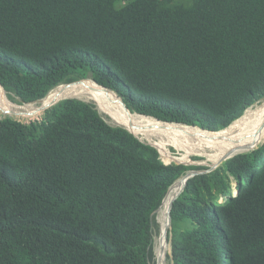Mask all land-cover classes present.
<instances>
[{
  "label": "trees",
  "instance_id": "16d2710c",
  "mask_svg": "<svg viewBox=\"0 0 264 264\" xmlns=\"http://www.w3.org/2000/svg\"><path fill=\"white\" fill-rule=\"evenodd\" d=\"M83 79L132 113L223 131L264 100V0H0L13 102ZM206 169L165 164L76 98L30 122L3 117L0 264H152L157 209ZM167 236L172 264H264V143L191 178Z\"/></svg>",
  "mask_w": 264,
  "mask_h": 264
},
{
  "label": "bare ground",
  "instance_id": "6f19581e",
  "mask_svg": "<svg viewBox=\"0 0 264 264\" xmlns=\"http://www.w3.org/2000/svg\"><path fill=\"white\" fill-rule=\"evenodd\" d=\"M88 84L95 85L93 82L89 81L85 83V85L71 86L69 88L61 87L56 89L47 97L43 104L74 97L82 100H90L98 107L100 112L111 116V119L113 118L112 121L115 125L124 126L127 129L133 131V133L139 137H148L149 139V135H151L153 138L159 140L156 143V146L163 155L165 162L172 161V156L166 153V147L174 146L185 152L186 156L191 155V152H196V154H202L211 158V155H206V152H216L214 158L212 157V160L209 159L212 165H216L227 155L247 148V146L251 147L259 144L264 137V135H261V133L257 134L258 129L261 127L260 125L264 123V102L260 107L258 106L255 109L247 111L244 117L231 124L228 129L222 131L221 133H209L192 128H172L158 122L156 119L140 115L131 116L123 108L120 102H117L118 105H116L114 100L117 99V97L115 94H107L105 90L98 86L96 88L91 86L94 88L91 90L89 89ZM2 90L3 88L0 86V113H2V111L5 112L8 110L13 116H16L15 113H17L18 116L22 115L25 117V119H31L34 117V115L29 116L27 112H31L36 108L35 106L30 105L18 107L17 105L11 103L6 95L3 96ZM131 121L134 122L138 129H131ZM224 136L229 137L224 141ZM158 143H161V146H159L161 148L158 147ZM161 149H164V151ZM174 161H179V158L174 157ZM183 184L184 179H181L172 187L168 196L164 200L162 208H160V211L158 212L157 220L161 229L163 228V232L165 231L168 223V208H170L172 199L182 190ZM155 246L156 248H154L155 253L152 264H166L167 245L162 239V236L160 238H155Z\"/></svg>",
  "mask_w": 264,
  "mask_h": 264
},
{
  "label": "rangeland",
  "instance_id": "374dc122",
  "mask_svg": "<svg viewBox=\"0 0 264 264\" xmlns=\"http://www.w3.org/2000/svg\"><path fill=\"white\" fill-rule=\"evenodd\" d=\"M6 96H7V98H9L8 97V94L6 93ZM74 98H76V97H74ZM77 99H79V98H77ZM9 100V99H8ZM80 100H82V99H80ZM11 103H13L14 105H17L18 107H20V105H18L17 103H15V102H12L11 100H9ZM83 101H86V102H89V103H92V104H94L92 101H90V100H83ZM263 102H264V100H261V101H259L258 103H256L252 108H250L249 110H252V109H255V108H257L258 106L260 107L262 104H263ZM95 105V104H94ZM23 107V106H22ZM98 108V107H97ZM13 110H17V109H13ZM99 110V109H98ZM100 111V110H99ZM247 112V111H246ZM101 114H102V116H103V118L109 123V124H111L112 126H116L114 123H113V121H112V119H111V116H109L108 114H105V113H103V112H100ZM246 114H244V116H245ZM2 116V114L0 113V117ZM243 116V117H244ZM41 116H39V117H37L38 119L40 118ZM34 118V117H33ZM27 121H29V120H27ZM140 124V123H139ZM136 135V134H135ZM226 135H228V134H226ZM150 137H149V139H148V137H139L138 135H136V137L139 139V140H142L144 143H146V144H153V145H156V143L159 141V140H157L156 138H153L151 135H149ZM229 136H224L223 137V140L225 141L227 138H228ZM145 139V140H144ZM260 141H261V139H260ZM259 141V142H260ZM252 143V142H251ZM264 143V137L262 138V141L259 143V144H257V147L258 146H260L261 144H263ZM159 146H161V143H158V147ZM159 148H161V147H159ZM161 150H163L164 151V149H161ZM160 151V150H159ZM166 153L167 154H169V155H171L172 156V161H174V157H176V158H179V161H180V163H184V164H187L188 162L189 163H192L193 165H203V166H205V167H207V168H210V166L212 165V163L210 162V160H212L213 158H214V155L216 154V152H212V151H207L206 152V155H211V158L209 157V156H205V155H202V154H191V155H185L186 153L185 152H183L182 150H180V149H178V148H176V147H174V146H167L166 147ZM175 155V156H174ZM167 156V155H166ZM161 158H162V160H165L164 159V157H163V155L161 154ZM195 158H197V159H199V160H195ZM210 159V160H209ZM166 163H169L168 161H166ZM236 185H237V183L236 182H234L233 183V187L234 188H236ZM158 221V220H157ZM162 230H163V228L161 229V231H160V233H159V235L157 234V233H154V241H155V238H160L161 237V233H162ZM162 239H163V237H162ZM157 240V239H156ZM166 245H167V252H166V264H172V262H170V260L168 259V256H170V255H172V246H171V241L169 242V240H167V243H166ZM155 248H156V246H155ZM155 250V249H154Z\"/></svg>",
  "mask_w": 264,
  "mask_h": 264
},
{
  "label": "water",
  "instance_id": "95a60500",
  "mask_svg": "<svg viewBox=\"0 0 264 264\" xmlns=\"http://www.w3.org/2000/svg\"><path fill=\"white\" fill-rule=\"evenodd\" d=\"M85 83H87V82H85V81H78V82H74V83H71V84H67L65 87L69 88V87H71V86L85 85ZM88 87H89V89H91V90L94 89V88L91 87V85H89V84H88ZM99 87H100V86H99ZM100 88H102L103 90H105V91L107 92V94H111V93H113L112 91H110V90H108V89H106V88H104V87H100ZM113 94H114V93H113ZM116 97H117V99H115L114 101H115L116 103H117V102H118V103L120 102L121 105L123 106V108L127 111V113H129L131 116L136 115V114H131V112H130L128 106L126 105V103H125L121 98H119L117 95H116ZM56 103H57V101H56V102L53 101V102H51V103L44 104L43 106H41V107L38 108L37 110H34V111H32V112H29L28 115H42L47 109H49L50 107L54 106ZM3 112H4V111H3ZM4 113H5V114H9V111H5ZM15 115H18V114L15 113ZM130 126H131V129H133V130L138 129L137 126L134 124L133 121L130 122ZM139 126H140V125H139ZM260 126H261V127L258 129L257 134L261 133V134L264 135V123L261 124ZM180 127H185V128H187L186 126H180ZM125 129H127V128H125ZM127 130H128L130 133L134 134L133 131H131V130H129V129H127ZM136 131H141V130H136ZM262 132H263V133H262ZM257 134H256V135H257ZM134 135H135V134H134ZM256 147H257V144H256L255 146L247 147V148H244V149H242V150H243V151H246V152H249V151L255 149ZM235 153H236V152H235ZM235 153L230 154V155H227V156L224 157V158H223L218 164L213 165V166L210 168V170H208V171H203V172L192 171V172L188 173V174L184 177V182H185V183H184V185H183V187H182L181 192H180L175 198L172 199L171 204H170V208H168V210H169V213H168V223H167V227H166V229H165V231H164V233H163V235H162L163 240L165 241V243H167V232H168V228H169V226H170V224H171V210H170V209L173 207V203L175 202V200L179 197V195H180V194L183 192V190L185 189L188 180H189L190 178L196 176L197 174L209 173V172H211V171L217 169V168H218L219 166H221L225 161H227V160H229L230 158H233L234 156H236L237 154L235 155Z\"/></svg>",
  "mask_w": 264,
  "mask_h": 264
},
{
  "label": "clouds",
  "instance_id": "9594fccd",
  "mask_svg": "<svg viewBox=\"0 0 264 264\" xmlns=\"http://www.w3.org/2000/svg\"><path fill=\"white\" fill-rule=\"evenodd\" d=\"M78 81H85V82H89V81H91V82H93L96 86H100V85H98L96 82H94L93 80H91V79H83V80H78ZM78 81H75V82H78ZM71 83H74V82H71ZM71 83H67V84H71ZM67 84H63V85H60V86H58L57 88H55V89H53L50 93H49V95L54 91V90H56V89H59V88H61V87H65ZM0 86L3 88V86L0 84ZM100 87H103V86H100ZM105 88V87H104ZM106 89H108V88H106ZM3 90L5 91V93H7V91L3 88ZM108 90H110V89H108ZM111 91V90H110ZM113 92V91H112ZM115 95H117L115 92H113ZM8 94V93H7ZM48 95V96H49ZM47 96V97H48ZM118 96V95H117ZM9 97V96H8ZM47 97L46 98H44L43 100H41V101H38V102H34V103H29V104H23V105H20V107H25V106H30V105H32V106H35L36 108L35 109H33L32 111H34V110H37L38 108H40L41 106H43L44 104H43V102L47 99ZM119 97V96H118ZM120 98V97H119ZM66 99H70V98H66ZM77 99V98H76ZM122 99V98H121ZM9 100H11L10 98H9ZM62 100H64V99H62ZM62 100H60V101H62ZM80 100V99H79ZM12 101V100H11ZM60 101H57V103H59ZM13 102V101H12ZM86 102V101H85ZM16 103V102H15ZM56 103V104H57ZM89 103V102H88ZM55 104V105H56ZM19 105V104H18ZM97 107V106H96ZM253 107V106H252ZM251 107V108H252ZM98 109V108H97ZM250 109V108H249ZM248 109V110H249ZM248 110H246V111H248ZM6 111H8V110H6ZM31 111V112H32ZM99 111V110H98ZM100 112V111H99ZM131 112V111H130ZM11 112L9 111V114H5L3 111H2V116L0 117V119H2L3 117H13V118H15V119H17V120H19V121H21V122H23V123H26V121L27 120H29V121H27V122H30V121H32V120H35V119H38L37 117H39V116H41V115H34V118H31V117H29V118H31V119H25V117H23L22 115L21 116H18V115H16V116H13V115H11L10 114ZM27 113H29V112H27ZM246 113V112H245ZM131 114H136V113H132L131 112ZM136 115H140V114H136ZM30 116V115H29ZM140 116H145V115H140ZM244 116V115H243ZM242 116V117H243ZM145 117H149V118H152V119H156V118H154V117H150V116H145ZM241 117V118H242ZM241 118H239V119H241ZM238 119V120H239ZM158 122H160V123H163V124H165V125H176V126H186L187 128H192V129H198L199 131H205V132H209V131H206V130H202V129H200V128H197V127H191V126H187V125H183V124H176V123H167V122H162V121H160L159 119H156ZM238 120H236V121H238ZM236 121H234L233 123H235ZM232 123V124H233ZM231 125V124H230ZM229 125V126H230ZM116 126H120V125H116ZM228 126V127H229ZM121 127H124V126H121ZM124 128H126V127H124ZM181 128H185V127H181ZM228 129V128H227ZM226 130V129H225ZM224 131V130H223ZM222 131H220V132H209V133H221ZM134 135V134H133ZM134 136H136V135H134ZM142 141V140H141ZM143 142V141H142ZM149 144V143H148ZM149 145H151V146H153V147H155L157 150H158V152L160 153V155H161V152L159 151V149L157 148V146L156 145H153V144H149ZM259 147V146H258ZM258 147H256L255 149H257ZM255 149H253V150H255ZM253 150H251V151H253ZM239 151H243V150H239ZM237 152L236 151V153H235V155L237 154V155H240V154H244V153H248V152H246V151H243V152ZM251 151H249V152H251ZM236 155V156H237ZM235 157V156H234ZM233 157V158H234ZM230 159H232V158H230ZM229 159V160H230ZM161 160H162V158H161ZM165 164H172V163H177V164H183V165H187V166H203V165H193L192 163H187V164H184V163H180V161H171V162H169V163H166L164 160H162ZM228 161V160H227ZM226 162V161H225ZM224 162V163H225ZM223 163V164H224ZM222 164V165H223ZM214 165V164H213ZM213 165H211L210 166V168L213 166ZM205 167V166H204ZM220 167V166H219ZM218 167V168H219ZM207 168V167H206ZM210 168H208V169H206V170H201V171H198V172H203V171H208V170H210ZM217 168V169H218ZM216 170V169H215ZM215 170H213V171H215ZM192 171H197V170H191V171H188L182 178H180L179 180H181V179H184V177L188 174V173H190V172H192ZM213 171H211V172H213ZM211 172H209V173H211ZM202 174H205V173H202ZM197 175H199V174H197ZM196 175V176H197ZM195 177V176H194ZM193 178V177H192ZM191 179V178H190ZM189 179V180H190ZM179 180H177L170 188H169V191H168V193H167V195H166V197L168 196V194H169V192H170V190L172 189V187L179 181ZM188 180V181H189ZM185 183V182H184ZM188 183V182H187ZM184 185V184H183ZM185 190V189H184ZM183 190V191H184ZM181 192V191H180ZM179 192V193H180ZM178 193V194H179ZM182 194V193H181ZM180 194V195H181ZM179 195V196H180ZM166 197L164 198V200L166 199ZM176 197V196H175ZM174 197V198H175ZM179 198V197H178ZM177 198V199H178ZM176 199V200H177ZM164 200H163V202H162V205H161V207L160 208H162V206H163V203H164ZM175 200V201H176ZM174 204V203H173ZM160 208H158L157 209V211H156V217H157V215H158V212L160 211ZM171 210V209H170ZM158 222V221H157ZM159 223V222H158ZM160 225V224H159ZM171 228V224H170V226H169V228H168V231H169V229ZM160 231H161V227H160ZM163 230H162V233H161V236L163 235ZM167 234H168V232H167ZM168 237V236H167ZM167 240H168V238H167ZM154 248H155V242H154ZM155 253V252H154Z\"/></svg>",
  "mask_w": 264,
  "mask_h": 264
}]
</instances>
